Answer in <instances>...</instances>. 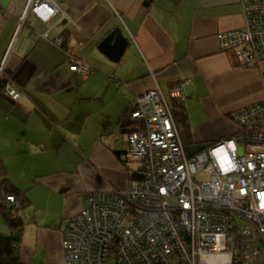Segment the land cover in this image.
Segmentation results:
<instances>
[{
    "label": "crops",
    "instance_id": "crops-1",
    "mask_svg": "<svg viewBox=\"0 0 264 264\" xmlns=\"http://www.w3.org/2000/svg\"><path fill=\"white\" fill-rule=\"evenodd\" d=\"M30 1L0 0V184L30 199L21 260L42 264L51 249L43 264H64L68 219L92 192L128 185L126 130L139 95L181 82L192 141L214 143L237 132L230 113L264 99V59L244 65L220 49V32L245 26L241 0H53L76 25L59 14L48 27L31 9L19 29ZM119 29L128 45L113 61L101 46ZM75 57L91 64L84 81L70 69Z\"/></svg>",
    "mask_w": 264,
    "mask_h": 264
},
{
    "label": "built area",
    "instance_id": "built-area-1",
    "mask_svg": "<svg viewBox=\"0 0 264 264\" xmlns=\"http://www.w3.org/2000/svg\"><path fill=\"white\" fill-rule=\"evenodd\" d=\"M243 28L218 34L220 49L243 64L264 59V0H241ZM28 9L48 27L72 19L53 0H31ZM71 70L86 80L89 62L73 58ZM1 78V77H0ZM10 95L21 92L8 85ZM184 84L139 95L127 129L128 159L146 176L126 189L95 191L90 206L70 217L64 232L67 264H264V99L230 114L239 131L191 156L172 101H185ZM221 154L228 164L216 161ZM6 201L21 211L14 194ZM21 247V246H20Z\"/></svg>",
    "mask_w": 264,
    "mask_h": 264
},
{
    "label": "trees",
    "instance_id": "trees-1",
    "mask_svg": "<svg viewBox=\"0 0 264 264\" xmlns=\"http://www.w3.org/2000/svg\"><path fill=\"white\" fill-rule=\"evenodd\" d=\"M172 107L185 143H187L188 145H192L194 143V141H192L191 139L192 126L190 123L188 111L185 107V101L173 100ZM138 164L140 165L138 167H129L130 178H142L140 175L144 174L143 165L141 163ZM9 194H14L16 198L21 202V211L19 213H15L14 206L7 203L6 197ZM29 204L30 199L26 195V192L19 189L13 182H11L10 180H6L2 184H0V215L3 222L8 227L9 232L8 235H4V232H0V264H28L23 262L20 258V246L22 245L23 233L26 227V221L22 216V212L23 209L29 206ZM68 222L69 219L67 221V224ZM64 251L66 257V249H64Z\"/></svg>",
    "mask_w": 264,
    "mask_h": 264
},
{
    "label": "water",
    "instance_id": "water-1",
    "mask_svg": "<svg viewBox=\"0 0 264 264\" xmlns=\"http://www.w3.org/2000/svg\"><path fill=\"white\" fill-rule=\"evenodd\" d=\"M128 41L122 35L121 30L114 31L111 35L103 42L101 50L107 53L113 61H118L124 54ZM207 145H196L188 147L191 156L199 150L205 148Z\"/></svg>",
    "mask_w": 264,
    "mask_h": 264
},
{
    "label": "rangeland",
    "instance_id": "rangeland-1",
    "mask_svg": "<svg viewBox=\"0 0 264 264\" xmlns=\"http://www.w3.org/2000/svg\"><path fill=\"white\" fill-rule=\"evenodd\" d=\"M23 18V17H22ZM72 18V17H71ZM77 24V21L75 20V19H73L72 18V21H71V24H70V26H72V25H76ZM229 51H233V50H229ZM235 52V51H234ZM245 65V64H244ZM70 69H71V67H70ZM4 75H6L5 74V70L2 72V73H0V77H2V76H4ZM0 82H1V80H0ZM11 85L12 87H14V88H16L17 89V87L13 84V83H11V81H6V83H5V88L7 89V91L9 92V94H10V88H9V86L8 85ZM137 102H138V100H137ZM135 110V109H134ZM134 110L132 111V113L134 112ZM132 113H131V118H132ZM131 124L132 125H135V126H138L139 124H140V122H135L134 123V121H133V119H132V122L130 123V126H131ZM130 131L129 130H126V136L128 135V133H129ZM181 132V131H180ZM181 135H182V132H181ZM182 137H183V135H182ZM127 141H128V138H127ZM184 142H185V140H184ZM185 144V146L186 147H192V146H196V145H203V144H206L207 146L205 147V148H203V149H201V150H199L198 152H196V153H199L200 151H202V150H204V149H207L208 147H210V145H209V143H193L192 145H188L187 143H184ZM128 145H129V141H128ZM128 150H129V148H128ZM188 152H189V150H188ZM128 153V152H127ZM190 154V153H189ZM195 154V153H194ZM127 158H128V155H127ZM132 165L133 166H135V167H138V166H140L138 163H136V162H132ZM144 171H145V168H144V166H143V173H144ZM142 178H144L145 176H146V173L145 174H142V175H140ZM114 189H117V188H114ZM3 234V233H2ZM9 234V232L8 231H6V233L4 234V235H8ZM46 251L44 252V254H43V256H42V264H43V262H44V259L46 258V255H45V253H47V252H49V253H54V251L53 250H51V249H45ZM42 253V252H41ZM40 257H41V255H40ZM64 264H67L66 263V257L64 258Z\"/></svg>",
    "mask_w": 264,
    "mask_h": 264
},
{
    "label": "bare ground",
    "instance_id": "bare-ground-1",
    "mask_svg": "<svg viewBox=\"0 0 264 264\" xmlns=\"http://www.w3.org/2000/svg\"><path fill=\"white\" fill-rule=\"evenodd\" d=\"M29 5H32V4H29ZM29 14H31V9H28V12H27V14H26V17L24 18V23H26L27 22V20H28V16H29ZM177 84H181V82L179 83H177ZM176 85V84H175ZM184 93H185V90H184ZM185 97L187 98V96H186V94H185ZM186 98H185V100H186ZM239 131V129L237 130V132ZM236 133H234L233 135H231V136H229V137H226V138H224L223 140H225V139H227V138H230V139H232L233 137H234V135H235ZM216 161H217V163H219L220 165H224V163L225 164H228V160H226L221 154H217L216 155Z\"/></svg>",
    "mask_w": 264,
    "mask_h": 264
},
{
    "label": "clouds",
    "instance_id": "clouds-1",
    "mask_svg": "<svg viewBox=\"0 0 264 264\" xmlns=\"http://www.w3.org/2000/svg\"><path fill=\"white\" fill-rule=\"evenodd\" d=\"M90 66H91V64H90ZM0 80H1V78H0ZM21 97V96H20Z\"/></svg>",
    "mask_w": 264,
    "mask_h": 264
}]
</instances>
